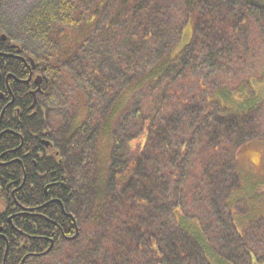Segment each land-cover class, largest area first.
Wrapping results in <instances>:
<instances>
[{
    "label": "trees",
    "instance_id": "trees-1",
    "mask_svg": "<svg viewBox=\"0 0 264 264\" xmlns=\"http://www.w3.org/2000/svg\"><path fill=\"white\" fill-rule=\"evenodd\" d=\"M182 1L192 40L176 56L170 46L184 26H167L169 18L160 16L163 6L170 14L165 0H119L109 17L101 0L75 37L52 20L54 13H70L68 6L53 0L62 4L56 13L46 2L26 16L19 33L39 43L42 59L0 29L8 39L0 36V187L9 203L0 215L8 238L0 239V264L6 248L4 264H20L17 254L25 256L23 264H251L232 207H247L235 199L243 186L236 155L256 140L255 114L264 106L252 87V61L260 62L253 53L264 44V3ZM9 40L45 73L53 116L72 121L58 100L65 104L66 93L77 92L86 106L95 102L92 122L64 132L38 112L31 121H15L13 112L26 110L21 101L34 85L19 84L28 76L23 65L1 54ZM9 93L16 99L5 108ZM101 131L111 137L105 177L97 157L89 156ZM40 135L59 151L50 147L43 151L49 158L37 157L43 177L33 179L22 156ZM24 175L14 201L6 187L21 185ZM24 207L27 213H14Z\"/></svg>",
    "mask_w": 264,
    "mask_h": 264
},
{
    "label": "rangeland",
    "instance_id": "rangeland-1",
    "mask_svg": "<svg viewBox=\"0 0 264 264\" xmlns=\"http://www.w3.org/2000/svg\"><path fill=\"white\" fill-rule=\"evenodd\" d=\"M62 1L64 5L68 6L70 13H67L64 17L65 13L63 12L62 18L61 16H57V14L54 13L52 20L57 18L58 28L62 31L64 30L68 32L70 30L72 36L75 37L76 35H74V29L82 25V22L85 21L89 17V14L94 11L96 3L101 0ZM118 1L119 0H102L103 3L105 2L103 6L105 5V9H107V12H103V16L109 17L111 13H115L116 11H118ZM165 1L169 4L170 14H166L165 6H163V9L160 11V16H167L169 18V23L167 24V26L173 27L177 25H183L186 20L184 14L185 5L183 1ZM259 1L264 3V0ZM46 2H50L53 4L56 13L58 10H60V8H62V4L58 2V6L53 3V0H2V4L0 5V29L4 32L9 33L12 36V39L22 44V46L28 51L34 53L36 59H42L38 56L40 52L37 51V48L40 47V45L39 43L36 44L32 41L26 42L28 39L22 40L21 38H19V33H21V30H23L20 24L32 10L41 8L42 4L44 5ZM85 2H88L89 5H86ZM62 21L67 22V24L64 25ZM183 26L184 27L180 32L181 37L178 43L175 46L171 45L170 51L167 50L171 52V56H176L184 48V46L189 44V42H191L190 40H192L191 21H188ZM65 35H68V33H66ZM61 46L63 47V43L61 44ZM260 46H262V48L260 50L255 49L253 53L255 54L254 56L257 57L256 59L259 58L260 62L255 59H253L252 61L254 64V69L252 71L257 77L253 79L254 81H256V83H254L252 87L254 93L257 95V98L262 99L264 98V78L262 79L263 81H260V76L261 73L264 72V44ZM65 97H67L65 104L63 103V99H61V97L58 101L62 102V112L64 114L68 113L73 117V120L69 123H66L64 119L62 120L53 116L51 118V127L53 129H58L62 126V131L66 132L70 125H72L73 129H76L85 126L86 122L89 120H91L92 122V117L90 115L92 113V110H96L94 108L95 102L90 100L89 104H87L86 106L84 100L79 96L77 92L66 93ZM252 104H254V102ZM100 111H102L101 108ZM95 115H93L94 120ZM255 115H258L257 120L254 122L258 131L256 140H254L253 142H247L243 147L240 148L236 155L243 186L239 192V195H237L235 199L238 202H244L247 207L244 205H234L232 207V212L234 215V226L237 232L240 231L239 235L243 238L244 244L252 252V258L254 259H252L251 264H264V106L263 109L261 111H257ZM92 126H94V123L91 124L90 128H92ZM91 132L92 129L88 130L86 134L91 135ZM97 135H99L97 139V141H99L96 149V154L94 155L93 153H89V156L92 158L97 157V170L100 171L101 176L105 177L109 166L111 137L109 133L103 131L99 132ZM138 142V140L133 141L131 145L138 144ZM88 164L91 170L94 171V161L92 160L89 163L88 159L87 166ZM193 166L196 167L197 165L193 164ZM217 247L219 250L221 249L220 246ZM232 261L234 260L232 259ZM244 263L245 261H241L238 264ZM246 264H249V261H247Z\"/></svg>",
    "mask_w": 264,
    "mask_h": 264
},
{
    "label": "flooded vegetation",
    "instance_id": "flooded-vegetation-1",
    "mask_svg": "<svg viewBox=\"0 0 264 264\" xmlns=\"http://www.w3.org/2000/svg\"><path fill=\"white\" fill-rule=\"evenodd\" d=\"M1 3V0H0ZM1 34H3V32H1ZM2 40V39H1ZM7 37L6 40L7 41ZM10 44L4 47V51H2V55H5V59L10 60V61H14V62H18L21 63L24 67V69H22L23 73H27L28 76L26 79H21L18 80L19 84L23 85L22 82H32L34 85V88L31 89L29 91V93L27 95H24V101H21V105L27 106L26 110L23 112H20L19 109H16L15 112H13V118L15 119V121H20V122H27V121H31L35 118V116H32L34 113L38 112L40 114L43 115L44 120H49L51 121V118L53 117L51 110L49 111L48 109H46V100H45V91L43 90V84L46 82V76L45 73L42 71H39V69H41V67L38 66V63H36V61L34 60L33 57H31L29 54H26L25 52H23L22 49H20L19 47H17L15 45V42L12 40H9ZM31 60L33 61V63L31 62ZM37 77L41 78V85H40V91H37L36 94L34 95L33 93L36 91L37 86L35 83V80ZM7 84V80L5 82ZM9 84V83H8ZM6 90L9 92L11 90V86L6 85L5 86ZM12 91V90H11ZM13 94V93H12ZM10 95V101H8L4 107L6 108L7 106H9L11 103L14 102V99H16L15 95ZM44 97V98H43ZM0 100H4V96L2 94H0ZM30 100V103H29ZM34 100L36 101L34 107L33 103ZM3 115V114H2ZM1 115V116H2ZM35 135V134H34ZM42 136L44 135H40L37 136V143L35 145V147H32L31 150L26 149L22 158L24 160H26L27 162H31V167L33 168V173L30 174V178L36 179V178H40L42 179L43 174L41 172V169L38 168V165L36 164L37 157L40 159L41 157L45 158H49L52 154L49 155H43V151H47V149H49L50 147H55V149H57L55 152V154L58 153L59 149H58V144L55 143L49 138H43ZM50 144V146H49ZM42 145V146H41ZM49 147H48V146ZM42 147V148H41ZM38 159V160H39ZM15 160L17 161H21V159L16 158ZM27 177L24 175L23 177V183L21 185H12V189L9 190L8 186L6 187V193L10 195V197L15 201V194H22V187L24 186L25 182H26ZM9 203L6 200L5 194L3 192H1V187H0V215H2L5 211H7V208ZM27 209V207L23 208L22 210H15V208H13L14 213L16 214H25L27 212H25L24 210ZM11 217V216H10ZM8 218V223L11 225L12 224V220L11 218ZM17 232H21L20 230H16ZM0 239H2L5 243H7L8 238L7 235L5 234V231L3 230V228H0ZM7 252H8V248H6V251L3 254L2 257V264H4L5 260L7 259ZM17 258H21L20 264H23L25 256L21 255V254H17L14 256V260L16 261Z\"/></svg>",
    "mask_w": 264,
    "mask_h": 264
},
{
    "label": "water",
    "instance_id": "water-1",
    "mask_svg": "<svg viewBox=\"0 0 264 264\" xmlns=\"http://www.w3.org/2000/svg\"><path fill=\"white\" fill-rule=\"evenodd\" d=\"M1 39L2 41H5L6 40V36L4 34L1 35ZM31 62L33 63V61L31 60ZM35 83H36V86H37V89L36 91L33 93L34 95L36 94L37 91H40V85H41V78L40 77H37L36 80H35ZM36 101L34 100V103H33V106L35 105Z\"/></svg>",
    "mask_w": 264,
    "mask_h": 264
}]
</instances>
